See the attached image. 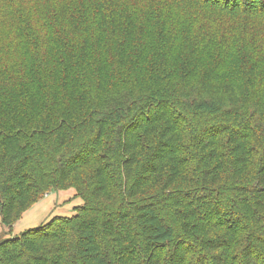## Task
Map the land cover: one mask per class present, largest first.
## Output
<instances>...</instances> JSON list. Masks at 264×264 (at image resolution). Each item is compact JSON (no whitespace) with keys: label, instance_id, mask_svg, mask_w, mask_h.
<instances>
[{"label":"trees","instance_id":"1","mask_svg":"<svg viewBox=\"0 0 264 264\" xmlns=\"http://www.w3.org/2000/svg\"><path fill=\"white\" fill-rule=\"evenodd\" d=\"M4 1L26 41L0 50V227L46 187L81 205L2 230L0 264H264L263 34L233 31L235 45L255 38L241 81L220 72L225 52L197 50L200 31L215 30L202 8L259 17L264 0H179L199 3L192 19L164 0H78L93 7L55 19L37 7L23 20ZM191 60L175 83L166 66L176 74Z\"/></svg>","mask_w":264,"mask_h":264},{"label":"rangeland","instance_id":"2","mask_svg":"<svg viewBox=\"0 0 264 264\" xmlns=\"http://www.w3.org/2000/svg\"><path fill=\"white\" fill-rule=\"evenodd\" d=\"M104 1V0H100ZM171 2L172 4L176 5L178 8L177 10L186 9L185 14L187 17L193 18V15L198 16L201 11H198L201 9V6L197 2H192L188 5H184L183 3H179V0H164V2ZM96 2V1H95ZM87 3L88 8H92V4ZM85 3H82L78 0H17L15 6L18 8H21L22 16L21 19L27 18L28 14H33V10L35 8H40L41 11L47 10L48 13L46 16L49 17V19H52L53 16L57 15L60 18V14L67 13L66 10H71L73 12V9L76 10L77 13L81 12V9L86 5ZM153 0H149L147 2L143 3V10L144 9H150L152 7ZM177 3H179L181 6H179ZM89 4V5H88ZM67 7V8H66ZM7 8V9H5ZM66 8V9H65ZM204 13L207 14L208 17H213L212 20L209 22V25L213 27L215 30H213L210 34H205L204 31H200L201 35L197 39L198 45L197 50L200 52V47L203 42H209L208 45V51L210 57H218L220 58V52L226 53V57H230V61L227 63V65L220 70L222 74H229L232 76H240V81L244 77V71L241 67H243V63L247 60V56L244 55V53L248 54V52H252L251 47L252 45L250 43H253L255 41L254 37L246 38V41L244 42H238L239 45H235V42L241 41L242 37L235 38L237 41H234L235 39L231 37L233 35V31L236 29V32L238 35H240V31L247 28L248 26H252L256 32L262 33L263 37L261 41H264V14L260 15L259 17H255L254 14H240V13H231V11H224L220 9L211 10L210 7L206 6V8H202ZM17 10L16 8L10 9L6 5L4 0H0V50H4L6 48L7 44L13 43V45L16 43L18 44V47L24 43V33L23 30L18 33L15 30L11 29L9 25H11V11ZM74 14V12H73ZM75 15V16H76ZM41 18V15H39ZM55 17V18H56ZM53 18V19H55ZM59 20V19H58ZM78 22V21H77ZM6 23H8V28ZM54 24H57L58 21L53 22ZM59 25V24H58ZM15 28L18 27V25H15ZM22 27V26H20ZM60 27V25H59ZM75 27V26H74ZM59 31L62 32V28H57ZM232 38V40H231ZM59 40L61 38H58ZM106 44H109L110 41L108 38H106ZM182 47L181 50L184 49L183 47H186V44H188V41L181 40ZM241 44L246 46H242ZM4 46V47H3ZM26 50V49H25ZM180 50V51H181ZM60 51L62 53H69L66 51V48L60 47ZM179 51V52H180ZM203 56V54H202ZM239 57V60L236 58ZM156 58V57H154ZM179 58L175 55L173 58V61H177ZM155 62V59L153 63ZM152 63V64H153ZM194 60L189 61L188 65L184 67H179L178 64H174V67L179 69V72L175 74L176 70L170 69L169 66H166L167 72L171 73L172 76H175V83L179 82L180 76L183 75L184 77L189 76L192 69L191 67L194 66ZM159 64L158 62H155L152 67L149 69L152 70L154 67H156ZM199 66V64L197 65ZM196 66V67H197ZM215 66V62L213 59L205 60V63L203 66L200 65V73L208 71L211 72L212 68ZM173 67V66H172ZM218 67V66H217ZM245 68V67H243ZM165 69V70H166ZM246 70V69H245ZM199 72V70H198ZM227 78L226 76L223 77ZM246 78V74L244 79ZM238 80V79H237ZM147 83H149V79L146 77ZM243 81V80H242ZM246 87V86H245ZM160 86H158L156 89L159 90ZM249 89H253L254 86ZM248 90V89H247ZM68 93V92H67ZM263 102V110H264V95L259 99ZM66 107L69 108L70 113L74 116H78L79 112L81 111L82 105H80L78 102H73L70 104H66ZM262 116L264 117V111L262 112ZM262 125L264 124V118L260 117L259 121ZM264 135V131H262ZM262 137V136H261ZM177 162L172 159L170 161H164L162 169V174H166L172 170L173 167L177 166ZM178 180V179H177ZM178 182H180L178 180ZM71 182L69 181L66 186H70ZM51 190V191H50ZM48 189L46 187L41 193L37 194V197H39V200L37 202H34L29 207H27L22 214L14 221V223L11 226V229L6 228L7 231H4L5 227H0V236H3V231L6 232L5 235H19L20 233L31 229L38 227L40 225H43L47 223L50 219L56 216H64L69 217L74 214V207L81 205L80 198L74 196V193L69 190H52ZM3 230V231H2Z\"/></svg>","mask_w":264,"mask_h":264}]
</instances>
